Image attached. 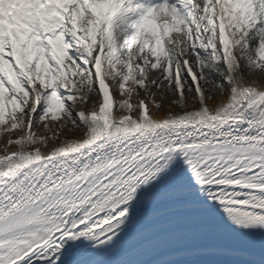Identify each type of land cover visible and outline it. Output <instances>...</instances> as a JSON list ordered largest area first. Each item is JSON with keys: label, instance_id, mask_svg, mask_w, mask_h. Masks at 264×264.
<instances>
[{"label": "snow or ice", "instance_id": "snow-or-ice-1", "mask_svg": "<svg viewBox=\"0 0 264 264\" xmlns=\"http://www.w3.org/2000/svg\"><path fill=\"white\" fill-rule=\"evenodd\" d=\"M5 134L0 264H264V0H0Z\"/></svg>", "mask_w": 264, "mask_h": 264}, {"label": "rangeland", "instance_id": "rangeland-1", "mask_svg": "<svg viewBox=\"0 0 264 264\" xmlns=\"http://www.w3.org/2000/svg\"><path fill=\"white\" fill-rule=\"evenodd\" d=\"M159 75L157 71L150 72L148 74L149 80L156 79V77ZM175 91V86H173L172 89L168 88V81H164V91H157V88L155 86H151V92L150 93H145L143 90H140V97H148V100L152 101V94H155V102L159 103L164 107L165 105H171L173 106V101L175 99L173 92ZM163 97V99H162ZM99 100V97H96L95 100L89 102L88 107L91 106V104L96 103V101ZM133 102L135 103V97ZM154 107V106H153ZM39 133H44L45 135H50V133H45L43 125L39 127L37 130V135ZM7 135V136H6ZM11 135L12 139H16L17 136L14 134H5L2 138H0V147L4 145L5 140H8V136ZM12 148V147H11Z\"/></svg>", "mask_w": 264, "mask_h": 264}, {"label": "bare ground", "instance_id": "bare-ground-1", "mask_svg": "<svg viewBox=\"0 0 264 264\" xmlns=\"http://www.w3.org/2000/svg\"><path fill=\"white\" fill-rule=\"evenodd\" d=\"M90 107H91V106H90ZM189 107H192V105L190 104ZM151 111H152V112H156L155 107L152 108ZM174 111H176V109H175L173 106H171V105H165V106L163 107V113H161V117L163 116L164 113L174 112ZM40 134H41V133H39V135H40ZM6 136H7V135H6ZM6 143H7V140H5L4 145H3L2 147H0V155H3V154H4L3 149H4V146L6 145ZM8 150H9V152H11V151H15L16 149H15L14 147H12V148L9 147Z\"/></svg>", "mask_w": 264, "mask_h": 264}]
</instances>
